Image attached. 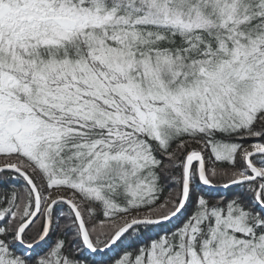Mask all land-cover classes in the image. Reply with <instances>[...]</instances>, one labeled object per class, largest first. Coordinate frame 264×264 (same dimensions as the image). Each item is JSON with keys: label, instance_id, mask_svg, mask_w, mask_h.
<instances>
[{"label": "snow or ice", "instance_id": "obj_1", "mask_svg": "<svg viewBox=\"0 0 264 264\" xmlns=\"http://www.w3.org/2000/svg\"><path fill=\"white\" fill-rule=\"evenodd\" d=\"M0 264H264V0H0Z\"/></svg>", "mask_w": 264, "mask_h": 264}]
</instances>
